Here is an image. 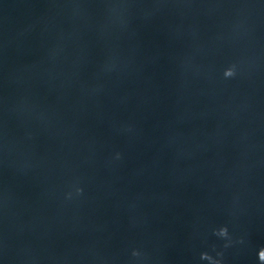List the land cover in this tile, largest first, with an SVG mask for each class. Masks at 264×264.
<instances>
[{"label":"water","instance_id":"obj_1","mask_svg":"<svg viewBox=\"0 0 264 264\" xmlns=\"http://www.w3.org/2000/svg\"><path fill=\"white\" fill-rule=\"evenodd\" d=\"M262 248L264 0H0V264Z\"/></svg>","mask_w":264,"mask_h":264},{"label":"clouds","instance_id":"obj_2","mask_svg":"<svg viewBox=\"0 0 264 264\" xmlns=\"http://www.w3.org/2000/svg\"><path fill=\"white\" fill-rule=\"evenodd\" d=\"M235 75V68L233 67H229L227 69H225L224 71V76L225 78H230L233 77ZM78 192H81L82 189H77ZM216 235L220 236V237H227L228 236V230L226 227H222L220 228L217 232ZM134 256H138L139 253L134 251L133 252ZM202 259H207L211 261V264H220L219 260H213L212 257H210L207 253H203L201 256ZM258 258L259 260L262 262V264H264V248H262L259 252H258Z\"/></svg>","mask_w":264,"mask_h":264}]
</instances>
